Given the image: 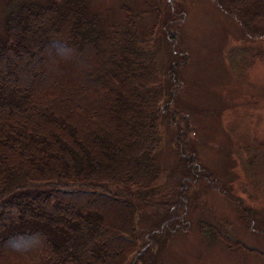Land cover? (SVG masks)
Returning a JSON list of instances; mask_svg holds the SVG:
<instances>
[{"label":"trees","instance_id":"obj_1","mask_svg":"<svg viewBox=\"0 0 264 264\" xmlns=\"http://www.w3.org/2000/svg\"><path fill=\"white\" fill-rule=\"evenodd\" d=\"M19 2L7 10L0 40V264H153L160 243L188 227L195 202H188V190L198 179L222 190L249 230L264 234L243 199L230 195L186 142L189 115L175 104L186 59L179 60L171 32L185 12L173 8L165 20L173 43L166 89L156 26L142 33L127 7L125 22L107 29L84 0ZM229 6L244 34L264 36V27L256 28L264 22V0ZM167 123L183 162L170 199L168 191L157 197L151 191L162 174L155 154ZM242 153L244 168L264 181V141L244 145ZM113 186L134 188L135 195L146 190L145 205L164 206L140 230L142 241L136 226L143 209ZM200 229L260 251L204 221Z\"/></svg>","mask_w":264,"mask_h":264},{"label":"rangeland","instance_id":"obj_2","mask_svg":"<svg viewBox=\"0 0 264 264\" xmlns=\"http://www.w3.org/2000/svg\"><path fill=\"white\" fill-rule=\"evenodd\" d=\"M84 1L88 13L107 29L125 22L126 7L142 33L156 26L155 47L161 82L166 89L171 82L167 76L171 55L166 50H172L173 43L166 39L169 37L165 20L173 8L185 12L180 14L183 20L180 15L174 18L171 32L176 34L174 44L179 60L186 59L175 100L177 108L189 115L192 131L186 142L228 193L243 199L244 205L251 209L255 228H262L264 181L244 168L242 152L244 145L254 147L264 141V36L244 34L239 23L228 15L231 0ZM19 4V0H0V40L5 34L7 10ZM263 27L264 22L256 28ZM173 130L168 123L161 127L155 158L162 174L158 186L151 190L154 197L168 191L170 195L165 199H170L177 192L183 162L174 145ZM112 188L143 209L137 221L138 234L163 213L164 206L143 203L146 190L135 195L134 188ZM223 193L206 181L198 179L193 183L187 195L189 203L195 201L188 213V227L160 243L153 264H264V253H259L264 252V234L250 231L234 201ZM202 221L214 225L231 242L240 241L243 246L260 251L230 245L220 237L204 234L200 229Z\"/></svg>","mask_w":264,"mask_h":264}]
</instances>
